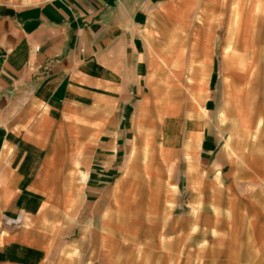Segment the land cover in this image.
Masks as SVG:
<instances>
[{
  "label": "crops",
  "instance_id": "obj_1",
  "mask_svg": "<svg viewBox=\"0 0 264 264\" xmlns=\"http://www.w3.org/2000/svg\"><path fill=\"white\" fill-rule=\"evenodd\" d=\"M260 7L0 0V264H264Z\"/></svg>",
  "mask_w": 264,
  "mask_h": 264
},
{
  "label": "rangeland",
  "instance_id": "obj_2",
  "mask_svg": "<svg viewBox=\"0 0 264 264\" xmlns=\"http://www.w3.org/2000/svg\"><path fill=\"white\" fill-rule=\"evenodd\" d=\"M262 6V0H259V7ZM261 8V7H260ZM239 16L236 15V17L234 18L235 22L239 21ZM259 133V129L257 130L255 125L254 126H250L248 128L247 131V137L249 139H257L258 138V134ZM255 146V144H251L249 143L246 148H251ZM202 239V237H200ZM200 239V240H201ZM210 244L213 245V241H210ZM122 248V247H120ZM125 247H123L121 250H124ZM154 258H156L157 260H159V256H154ZM211 259V257H209L207 254L206 255H200V256H196V255H183L182 256V260L180 261V264H209V260Z\"/></svg>",
  "mask_w": 264,
  "mask_h": 264
},
{
  "label": "built area",
  "instance_id": "obj_3",
  "mask_svg": "<svg viewBox=\"0 0 264 264\" xmlns=\"http://www.w3.org/2000/svg\"><path fill=\"white\" fill-rule=\"evenodd\" d=\"M0 187H1V182H0Z\"/></svg>",
  "mask_w": 264,
  "mask_h": 264
}]
</instances>
